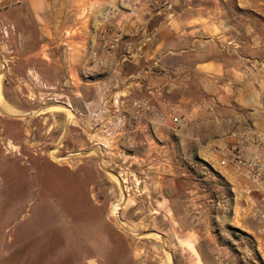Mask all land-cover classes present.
<instances>
[{"label": "crops", "instance_id": "0c3cea01", "mask_svg": "<svg viewBox=\"0 0 264 264\" xmlns=\"http://www.w3.org/2000/svg\"><path fill=\"white\" fill-rule=\"evenodd\" d=\"M0 1L6 13L13 6L29 14L30 33L26 21L14 24L22 26L18 45H30L17 61L30 70L36 96L45 84L49 95L65 100L73 116L68 132L78 127L80 147L109 144L117 160L124 157L121 147H133L129 158L159 166L153 180L176 214L187 212L180 195H207L199 182L209 174L198 164L212 172L216 197L249 200L252 184L231 169L222 150L248 131H264V49L254 29L232 24L231 0H141L134 10L124 0ZM238 1L245 9L246 0ZM135 103L149 113L136 116ZM116 117L124 127L110 140L103 129ZM204 208L238 213L252 237L231 239L219 220L200 225L183 214L179 229L191 252L183 250L177 260L264 264L263 204ZM249 216L252 221L243 220Z\"/></svg>", "mask_w": 264, "mask_h": 264}, {"label": "rangeland", "instance_id": "374dc122", "mask_svg": "<svg viewBox=\"0 0 264 264\" xmlns=\"http://www.w3.org/2000/svg\"><path fill=\"white\" fill-rule=\"evenodd\" d=\"M238 2L231 0L232 24L254 29L264 49V0H246L245 9ZM13 8L6 13L0 1V264H189L177 260L183 250L191 252L183 241L188 234L179 229L183 214L200 225L219 220L228 238L252 237L241 229L238 213L204 207L221 212L223 205H264L253 185L247 201L234 193L216 197L212 172L198 164L209 174L199 182L207 195H180L187 212L176 214L153 180L159 166L129 158L133 147H121L118 160L112 147H80L78 127L68 132L73 116L65 100L49 95L45 84L36 96L30 70L17 61L30 45H18L22 26L15 21L31 28L29 14ZM261 55L264 60V50Z\"/></svg>", "mask_w": 264, "mask_h": 264}, {"label": "built area", "instance_id": "2783aa9c", "mask_svg": "<svg viewBox=\"0 0 264 264\" xmlns=\"http://www.w3.org/2000/svg\"><path fill=\"white\" fill-rule=\"evenodd\" d=\"M130 9H135L141 0H124ZM136 116H140L142 112L149 113V109L135 103L133 105ZM124 121L122 117H116L109 120L103 129V136L110 140H116L120 137ZM250 137L252 140L250 141ZM109 144L100 143L103 149L108 148ZM111 147V146H110ZM131 147V146H129ZM223 156L229 162L234 172L243 175L257 190L264 195V131L246 132L240 135V140L231 149L222 150ZM264 236V218L261 228Z\"/></svg>", "mask_w": 264, "mask_h": 264}, {"label": "water", "instance_id": "95a60500", "mask_svg": "<svg viewBox=\"0 0 264 264\" xmlns=\"http://www.w3.org/2000/svg\"><path fill=\"white\" fill-rule=\"evenodd\" d=\"M91 261V264H95V261L94 260H90ZM89 262V261H88ZM89 264V263H88Z\"/></svg>", "mask_w": 264, "mask_h": 264}, {"label": "bare ground", "instance_id": "6f19581e", "mask_svg": "<svg viewBox=\"0 0 264 264\" xmlns=\"http://www.w3.org/2000/svg\"><path fill=\"white\" fill-rule=\"evenodd\" d=\"M114 215H116V212H114ZM89 264H91V261L89 260V262H88Z\"/></svg>", "mask_w": 264, "mask_h": 264}]
</instances>
